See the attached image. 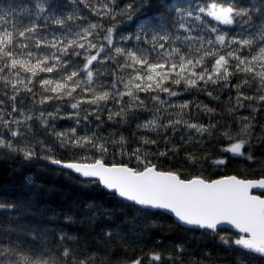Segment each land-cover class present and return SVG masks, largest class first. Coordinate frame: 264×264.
Segmentation results:
<instances>
[{"label": "snow or ice", "instance_id": "snow-or-ice-1", "mask_svg": "<svg viewBox=\"0 0 264 264\" xmlns=\"http://www.w3.org/2000/svg\"><path fill=\"white\" fill-rule=\"evenodd\" d=\"M261 113L264 0H0V264H264Z\"/></svg>", "mask_w": 264, "mask_h": 264}, {"label": "trees", "instance_id": "trees-1", "mask_svg": "<svg viewBox=\"0 0 264 264\" xmlns=\"http://www.w3.org/2000/svg\"><path fill=\"white\" fill-rule=\"evenodd\" d=\"M22 3H30V0H21ZM42 22V21H41ZM235 82V81H234ZM235 95V91L233 90L232 92H225L222 94L221 99L222 100H227L228 96ZM199 99L203 100L204 103L209 104L210 107H215L217 113H222L224 110V106L222 104H218L217 102H212L210 99L205 98L203 96L199 97ZM193 113L195 114L196 109H192ZM241 115H247V112H241ZM195 119H198L202 122H207V117L204 116L203 114H200L199 116H195ZM217 118H224L227 119V117H221L218 115ZM260 122H264V113H261L260 116L258 117ZM134 126V125H133ZM65 127H71V124L69 122H62L58 124V128H65ZM33 131L35 132V137L34 139L40 140L43 139L46 141V144L49 146H52L54 151L57 152V155L60 154L59 152V147L58 144H56L51 137H48L46 135V129H42L38 124H34L33 126ZM259 131V129H257ZM178 139V137H177ZM135 146V145H133ZM46 162H41L39 160L33 161L31 163H25L22 161L20 157H16L15 159L13 158H6L3 155H0V188H2L5 185H10L14 179H18L20 175L22 174H28L36 169L40 168L43 169L44 165ZM242 167V166H241ZM23 168L24 172L21 173L19 169ZM223 174H234V173H239L241 171V168H238L236 166V161H232L229 163V165L222 170ZM44 178L50 182L52 185H54L57 188H69L73 187L72 185V180L75 179L66 177L62 174H57V169L54 167L48 168L45 170L43 173ZM264 194V191L261 193ZM2 215V213H0ZM115 225H121V220L117 219L114 221ZM143 228V241L142 242H133L129 245L127 249V253L124 252V250H118L117 255L123 256L125 254L127 255H139L140 254V248L143 247L144 251L147 252L149 248L155 246L157 248H163L166 246L168 240L172 239V234L170 233L171 229L175 230V233H180L182 230L179 228H176L175 225L172 224L171 220L169 219H164L159 222L158 226L151 227L147 226V221L144 219H141L138 222V226L136 231L139 233L140 229ZM69 232L71 234V229H69ZM191 235V234H189ZM165 238L163 244H158L154 245L153 244V238ZM191 247V246H190ZM215 254V250H214ZM195 256L199 257V250H197L194 253ZM221 255H223V251L221 250ZM167 264V262H166ZM220 264H225V262L221 261Z\"/></svg>", "mask_w": 264, "mask_h": 264}, {"label": "water", "instance_id": "water-1", "mask_svg": "<svg viewBox=\"0 0 264 264\" xmlns=\"http://www.w3.org/2000/svg\"><path fill=\"white\" fill-rule=\"evenodd\" d=\"M252 191H253V194H255V195H261V193L264 191V189L255 188ZM227 227L230 228V226H227Z\"/></svg>", "mask_w": 264, "mask_h": 264}]
</instances>
